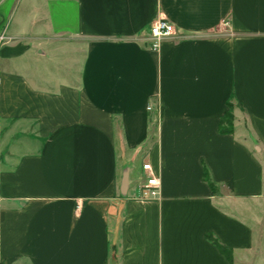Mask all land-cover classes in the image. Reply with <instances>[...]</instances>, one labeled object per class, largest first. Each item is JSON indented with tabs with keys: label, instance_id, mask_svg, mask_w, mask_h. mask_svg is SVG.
<instances>
[{
	"label": "crops",
	"instance_id": "1",
	"mask_svg": "<svg viewBox=\"0 0 264 264\" xmlns=\"http://www.w3.org/2000/svg\"><path fill=\"white\" fill-rule=\"evenodd\" d=\"M10 21L0 264H264V0H0Z\"/></svg>",
	"mask_w": 264,
	"mask_h": 264
},
{
	"label": "built area",
	"instance_id": "2",
	"mask_svg": "<svg viewBox=\"0 0 264 264\" xmlns=\"http://www.w3.org/2000/svg\"><path fill=\"white\" fill-rule=\"evenodd\" d=\"M224 25L227 26L228 22H225ZM149 31L150 47L156 50L166 38L176 33V28L168 19L158 17L151 22ZM148 108L151 109V106ZM141 170L142 197L146 199L157 197L160 180L154 174L152 164L150 162H143Z\"/></svg>",
	"mask_w": 264,
	"mask_h": 264
},
{
	"label": "trees",
	"instance_id": "3",
	"mask_svg": "<svg viewBox=\"0 0 264 264\" xmlns=\"http://www.w3.org/2000/svg\"><path fill=\"white\" fill-rule=\"evenodd\" d=\"M233 121H234V115L232 114L231 111H229L226 116L221 120L220 123V132L221 133H232L233 132ZM205 177L206 179L208 178V174L207 172L205 173ZM208 238H210L218 247L219 249L222 251V253H224L228 258L231 259V251L225 247L224 245L220 244L214 237L212 236H208Z\"/></svg>",
	"mask_w": 264,
	"mask_h": 264
},
{
	"label": "rangeland",
	"instance_id": "4",
	"mask_svg": "<svg viewBox=\"0 0 264 264\" xmlns=\"http://www.w3.org/2000/svg\"><path fill=\"white\" fill-rule=\"evenodd\" d=\"M15 28L16 27H15L14 23H12L11 21H10V23L7 22L4 24V27L1 29V30H3V32L1 31V34H0V46L14 42V40L11 38V34L15 30ZM81 58H82V56H81V54H79L78 59L80 60ZM5 65H6V67L12 66V64H10V62H6Z\"/></svg>",
	"mask_w": 264,
	"mask_h": 264
},
{
	"label": "water",
	"instance_id": "5",
	"mask_svg": "<svg viewBox=\"0 0 264 264\" xmlns=\"http://www.w3.org/2000/svg\"><path fill=\"white\" fill-rule=\"evenodd\" d=\"M129 185V173H128V170H126L125 174H124V177H123V185L122 187L124 189H126Z\"/></svg>",
	"mask_w": 264,
	"mask_h": 264
}]
</instances>
